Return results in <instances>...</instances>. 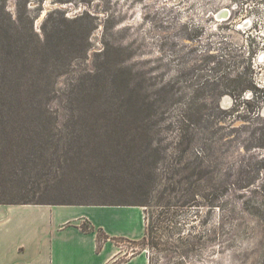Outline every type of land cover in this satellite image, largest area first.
<instances>
[{
    "label": "rangeland",
    "instance_id": "obj_1",
    "mask_svg": "<svg viewBox=\"0 0 264 264\" xmlns=\"http://www.w3.org/2000/svg\"><path fill=\"white\" fill-rule=\"evenodd\" d=\"M0 65L93 140L37 202L144 203L105 264H264V0H0Z\"/></svg>",
    "mask_w": 264,
    "mask_h": 264
},
{
    "label": "trees",
    "instance_id": "obj_2",
    "mask_svg": "<svg viewBox=\"0 0 264 264\" xmlns=\"http://www.w3.org/2000/svg\"><path fill=\"white\" fill-rule=\"evenodd\" d=\"M8 74L12 79V70L0 65V205L145 207L143 202L129 205L37 202L34 198L38 192L74 188L68 184L70 172L74 167L85 166L82 150L93 140L85 132L74 134L71 132L74 130H68V126L87 128L84 125L87 120L75 118L62 124L67 126V132L65 137L56 139L49 127L56 128L57 119L38 113V103L33 99L23 101L21 88L9 82Z\"/></svg>",
    "mask_w": 264,
    "mask_h": 264
},
{
    "label": "crops",
    "instance_id": "obj_3",
    "mask_svg": "<svg viewBox=\"0 0 264 264\" xmlns=\"http://www.w3.org/2000/svg\"><path fill=\"white\" fill-rule=\"evenodd\" d=\"M144 229L139 206L0 205V264H105L120 250H98L99 232L137 241Z\"/></svg>",
    "mask_w": 264,
    "mask_h": 264
}]
</instances>
